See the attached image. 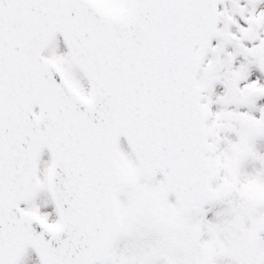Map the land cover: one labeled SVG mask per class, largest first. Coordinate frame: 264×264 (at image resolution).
Here are the masks:
<instances>
[{"label":"snow or ice","instance_id":"snow-or-ice-1","mask_svg":"<svg viewBox=\"0 0 264 264\" xmlns=\"http://www.w3.org/2000/svg\"><path fill=\"white\" fill-rule=\"evenodd\" d=\"M0 264H264V0H0Z\"/></svg>","mask_w":264,"mask_h":264}]
</instances>
